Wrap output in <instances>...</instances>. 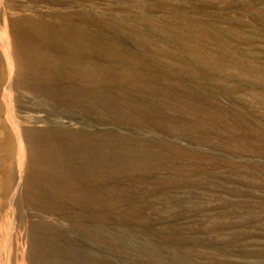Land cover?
I'll return each mask as SVG.
<instances>
[{"label":"rangeland","instance_id":"obj_1","mask_svg":"<svg viewBox=\"0 0 264 264\" xmlns=\"http://www.w3.org/2000/svg\"><path fill=\"white\" fill-rule=\"evenodd\" d=\"M0 48V264H264V0H0Z\"/></svg>","mask_w":264,"mask_h":264},{"label":"bare ground","instance_id":"obj_2","mask_svg":"<svg viewBox=\"0 0 264 264\" xmlns=\"http://www.w3.org/2000/svg\"><path fill=\"white\" fill-rule=\"evenodd\" d=\"M16 57L15 59L17 60L18 63V69L21 71L26 68L27 66V61L28 59H32L33 61H45L44 58L46 57L45 52L38 49H23L22 46H20L19 42L18 44L16 43ZM1 49V48H0ZM45 56V57H44ZM4 59V58H3ZM2 59V60H3ZM47 66L52 68V65L47 61ZM68 62V61H67ZM1 64V63H0ZM2 66V65H0ZM4 66V65H3ZM4 68V67H3ZM8 72V71H7ZM6 73V72H5ZM4 74V73H3ZM2 74V75H3ZM1 118V117H0ZM10 125V124H8ZM12 126V125H11ZM0 128H1V135H0V162L2 161L5 163L6 160L4 158H12L13 151L15 148V143L12 140L10 136L7 135L6 130L4 129L2 125V121L0 120ZM12 129V128H11ZM14 129V128H13ZM12 129V130H13ZM18 133V132H17ZM15 136V135H14ZM16 138V137H15ZM33 158V157H32ZM31 158V160H32ZM33 165V164H32ZM4 176H5V166L0 165V184L4 183ZM8 181L12 180L10 177H8ZM7 181V180H6ZM7 183V182H6ZM9 183V182H8ZM6 185V184H5ZM8 185V184H7ZM10 185V183H9ZM7 187V186H6ZM8 188V187H7ZM10 188V187H9ZM11 189V188H10ZM4 191V190H3ZM10 191V190H9ZM1 193V190H0ZM6 193V192H5ZM15 193V191H14ZM2 198V196L0 197ZM2 206V205H1ZM3 210V209H1ZM1 225V224H0ZM1 240V239H0ZM2 242V241H1ZM0 242V243H1ZM1 245V244H0ZM1 261V259H0Z\"/></svg>","mask_w":264,"mask_h":264}]
</instances>
